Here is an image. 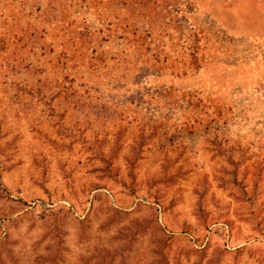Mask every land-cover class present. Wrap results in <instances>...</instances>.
<instances>
[{"label": "rangeland", "instance_id": "374dc122", "mask_svg": "<svg viewBox=\"0 0 264 264\" xmlns=\"http://www.w3.org/2000/svg\"><path fill=\"white\" fill-rule=\"evenodd\" d=\"M0 264H264V0H0Z\"/></svg>", "mask_w": 264, "mask_h": 264}]
</instances>
